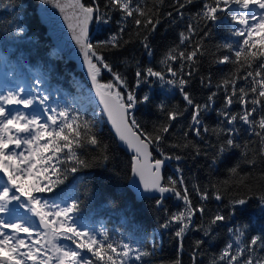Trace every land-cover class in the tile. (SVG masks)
Instances as JSON below:
<instances>
[{
  "label": "snow or ice",
  "instance_id": "6c2138e0",
  "mask_svg": "<svg viewBox=\"0 0 264 264\" xmlns=\"http://www.w3.org/2000/svg\"><path fill=\"white\" fill-rule=\"evenodd\" d=\"M48 3L49 0H44ZM197 0H172L166 16L171 22L176 17L184 19V9ZM202 7L193 18L196 24L189 22L187 30L179 33V43L169 47L160 64L163 70L152 67L141 68L136 63V87L149 83L155 78L163 84L178 89L186 102L185 107H169L166 103L157 105L166 116L160 124H154L152 131L144 129L133 114L138 104L150 102L145 94L142 99L130 89L128 80L120 72L114 71L112 64L105 59L106 52L119 51L125 45L138 40L149 57L152 56L149 37L161 24V8L165 0H64L55 3L61 12L71 9L69 28L73 38L81 47L84 62L96 95L103 104L115 133L123 144L135 153L133 171L139 176L144 192L159 194L156 207L167 216L161 227L174 228L178 251L183 252L184 238L190 231L202 232L209 245L217 236L216 229L228 224L238 209H243L249 201L256 199L264 210V191L253 193L251 183L253 172H242V166L250 170L261 167L259 176L264 180V0H201ZM7 7V5H0ZM119 13L118 18L113 17ZM200 21L219 24L228 22L231 36L235 41L220 47L228 54L215 59V63L231 65L226 76L215 84L216 91L208 96L204 104L196 103L185 88L189 79L198 68V56H203V40L193 38ZM105 26L115 24L117 29L110 35L99 38L93 43L89 34L91 24ZM78 30V31H77ZM104 29L101 27V31ZM23 34L24 29H16ZM127 37V39H125ZM178 63L177 68L173 64ZM125 65L129 64L124 60ZM186 68L188 69L186 71ZM104 72L110 73L109 82H101ZM243 81L242 86L237 87ZM37 85L40 80L35 82ZM202 87H213L211 77H201ZM224 94L223 108L217 112L221 117L215 128L204 125L202 113L212 110L215 98ZM47 95L25 97L23 89L0 95V264H146L143 258L152 255L139 245H131L110 238L106 230L93 233L78 228L74 223V213L78 203L73 201L66 207L50 203L43 199L44 193H51L56 186L63 184L69 174L90 166L82 158L81 151L95 148L101 151L100 159L108 160L107 146L102 145L93 131V125L70 108H49ZM45 105L43 115L38 112L25 113L19 107L33 108L36 103ZM233 104L240 106L239 111H230ZM9 106H12L11 109ZM191 109L188 127L175 136L169 143L168 137L174 136L176 125ZM46 117V118H45ZM43 121V122H42ZM240 125H246L243 132L248 137L240 141ZM183 129V125H180ZM189 133L200 140L205 134L216 137L212 164H217L228 153L238 151L240 159L228 169V178L204 185L193 182L191 188L186 183L183 168L177 166L176 178L169 176L165 180L162 169L166 161H181L184 156L169 154L166 148L185 151L192 149L200 156V147L188 139ZM158 153L162 158H156ZM6 177V179H5ZM234 188H244L246 195L231 198L228 193ZM170 194L183 205L175 213H168L163 207L165 195ZM193 196L198 198L194 204ZM215 200L224 202L210 213L206 202ZM15 204L26 209L29 215H18L10 205ZM227 208V214L222 209ZM14 217V218H12ZM35 218V219H34ZM194 218L198 222H194ZM178 226V227H177ZM247 225L228 227L229 239L213 255L209 264H264V237L255 235L246 238ZM215 233V234H214ZM99 237V238H98ZM61 240L70 241L74 247L61 244ZM204 239L195 241L191 253V264H197L202 255L200 248ZM155 243L152 247L155 248ZM90 254L89 256L83 253ZM175 264H182L178 258Z\"/></svg>",
  "mask_w": 264,
  "mask_h": 264
},
{
  "label": "trees",
  "instance_id": "16d2710c",
  "mask_svg": "<svg viewBox=\"0 0 264 264\" xmlns=\"http://www.w3.org/2000/svg\"><path fill=\"white\" fill-rule=\"evenodd\" d=\"M84 2L87 4L91 0H84ZM171 3L172 0H165L161 8V24L149 37L151 57L147 55L138 40L125 45L119 51L104 54L105 59L112 64L114 71L120 72L127 78L130 89L136 93L138 98L142 99L145 94L150 96L149 103L138 104L133 110L137 121L149 132L152 131L154 124L163 123L167 119L158 110L157 105L166 103L169 107L178 105L183 108L186 103L178 89L163 84L155 78H149V83H141L139 87H136L134 75L137 62L141 68L152 67L158 71L163 70L160 61L165 52L169 47L179 43V33L187 30L189 22L196 24L193 18L202 7L201 0L185 8L183 10L184 19L180 20L176 17L174 23L166 16L167 12L174 11ZM0 5H7V7L0 6V79L4 82V95L9 91L17 92L21 89L25 97L36 95L42 98L47 95L49 108L74 110L81 120H86L93 125L95 135L102 145L107 146L108 160L106 162L100 159V150L95 148L82 150L80 154L90 166L69 174L64 183L56 186L53 192L44 193L43 199L50 203H58L61 207H66L73 201L77 202L79 207L78 211L73 214V223L78 228L93 233L106 230L113 240L139 245L152 253L151 256L143 258L146 264H175L178 258L182 264H191V253L198 239H204L205 244L200 248L202 255L197 259V264H209L211 257L218 254L228 241V227L247 225L246 238L255 235L264 237V210L259 201L252 199L243 209L237 210L236 215L229 220L228 224L215 230L219 235L211 245L202 232L190 231L184 238L183 252H179L174 236L175 229L161 227L166 222L167 216L157 209L156 199L144 198L142 201L136 199L129 186L132 157L119 146L113 133L107 127L103 111L84 76L76 70V65L59 52L52 43L46 28L38 17L39 0H0ZM118 16L119 13L113 14L114 19ZM206 23L207 27H203L205 22L200 21L201 28L197 29V35L193 38V43L196 40H203L204 55L197 57L200 63L194 66L198 68V71L191 77H185L190 80L185 91L191 93L192 98L199 104L207 102L208 96L216 91L215 84L231 70V65L214 62L216 58L228 54L227 50L220 46L237 39L231 36L228 22ZM19 27L24 29L23 34L16 31ZM117 27L115 24L98 26L94 23L90 38L95 43L99 38L110 35ZM124 60H128L129 64L125 65ZM178 63L173 64V68H177ZM209 76L213 87H202L200 78ZM111 79V74L107 72L100 77L101 82H109ZM37 80L41 81L39 85L35 83ZM242 84L243 81L239 82L237 87ZM223 103L224 94L220 92L215 98L212 110L202 113L204 125L210 128L218 125L221 117L217 116V112L223 108ZM44 107L45 105L37 102L33 105L32 109L35 110L32 112L43 115ZM239 110L238 104H233L230 109V111ZM190 113L191 109L180 121L174 122L176 130L174 136L167 138L169 143L174 142L175 136L188 127ZM180 125H183V129ZM237 126L242 129L238 140L256 139L248 137L243 132L246 125L238 123ZM188 139L200 147L202 154L196 156L192 149L180 151L166 148L169 154H179L184 156V159L165 162V180L169 176L176 178L177 166L183 168V175L190 188L193 182L203 187L227 179L228 169L240 159L238 151L228 153L225 158L213 165L212 158L216 150L210 145L217 143L216 137L205 134V139L200 140L194 134L189 133ZM155 157L162 158L158 153H155ZM241 170L242 172H253L251 181L253 193L258 194L264 191V180L259 176L261 167L250 170L247 166H242ZM246 194H248L246 189L234 188L227 195L231 198ZM192 198L195 204L198 198L195 196ZM221 203H226V201L209 200L206 205L210 213H214ZM163 207L171 214L181 210L183 205L173 197L164 201ZM222 211L227 214L228 210L225 207ZM194 222H198V219L194 218ZM68 243L74 247L70 241ZM153 243L156 245L155 248L152 247ZM261 254L264 255V249L261 250ZM83 255L89 256L90 254L85 252ZM130 264H138V262L131 261Z\"/></svg>",
  "mask_w": 264,
  "mask_h": 264
},
{
  "label": "water",
  "instance_id": "95a60500",
  "mask_svg": "<svg viewBox=\"0 0 264 264\" xmlns=\"http://www.w3.org/2000/svg\"><path fill=\"white\" fill-rule=\"evenodd\" d=\"M57 2L63 3L64 0H49L48 3H45L44 0H39V6L37 10L38 17L42 25L46 28L47 34L50 37L56 49L59 52H61L70 62H73L76 65V70L84 76L87 83L91 87L92 92L95 95L100 108L103 111V104L100 102V98L96 95V89L92 85L91 79L87 71V65L84 62V56L81 47L76 43V40L73 38V31L71 28H69V23L71 21L65 19L66 15L70 16L71 9H66L65 12H61L59 8L54 6L55 3ZM93 25L94 23L89 26L90 37L93 31ZM103 115L107 127L113 133L119 146L132 157V174H131L129 186L133 191V193L135 194L136 199L138 201H142L144 198L158 199L159 198L158 193L144 192L143 185L140 181L139 176L136 175L133 171L134 163H135V153L132 150H130L125 144L119 141L111 122L107 118V114L103 112ZM165 169H166V163L162 169L163 175ZM170 198L173 197L170 194H166L164 201Z\"/></svg>",
  "mask_w": 264,
  "mask_h": 264
},
{
  "label": "rangeland",
  "instance_id": "374dc122",
  "mask_svg": "<svg viewBox=\"0 0 264 264\" xmlns=\"http://www.w3.org/2000/svg\"><path fill=\"white\" fill-rule=\"evenodd\" d=\"M3 92H4V82H2L1 79H0V95H4ZM18 110H21V111L27 113V112H32V111H34L35 109H32V108H31V109H25V108H23V107H19ZM11 207L14 208L16 214H18V215H27V214H28L27 211H26V209H24V208H20V207L16 206L15 204L11 205ZM60 243L72 247V246L68 243V241H66V240H61Z\"/></svg>",
  "mask_w": 264,
  "mask_h": 264
}]
</instances>
